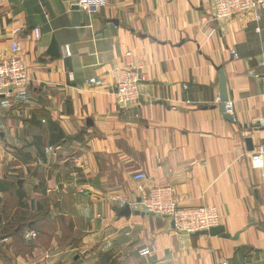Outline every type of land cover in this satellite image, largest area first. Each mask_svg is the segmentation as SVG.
Returning <instances> with one entry per match:
<instances>
[{
  "label": "crops",
  "instance_id": "obj_1",
  "mask_svg": "<svg viewBox=\"0 0 264 264\" xmlns=\"http://www.w3.org/2000/svg\"><path fill=\"white\" fill-rule=\"evenodd\" d=\"M78 1L0 0V60L20 41L28 77L0 96V180L16 185L0 189V264H264V167L249 163L264 142V10L257 22L215 19L211 0H102L88 14ZM127 63L141 94L122 108ZM138 171L180 205H216L236 239L124 215L116 198L137 197ZM23 211L37 236L1 234Z\"/></svg>",
  "mask_w": 264,
  "mask_h": 264
},
{
  "label": "built area",
  "instance_id": "obj_2",
  "mask_svg": "<svg viewBox=\"0 0 264 264\" xmlns=\"http://www.w3.org/2000/svg\"><path fill=\"white\" fill-rule=\"evenodd\" d=\"M102 0H79L78 5L88 14L98 10ZM213 7V17L215 19H227L233 16L252 13L254 20L261 19L264 10V0H211ZM260 27H256L259 31ZM35 39H39L40 30H33ZM214 34L211 29L208 35ZM64 55H71L69 45L62 47ZM11 55L0 60V96L20 89L27 82V64L22 57V45L20 41L15 40L11 44ZM232 53H235L232 50ZM264 66V62L262 63ZM114 74L116 82L113 94L118 105L122 108L134 106L140 98V76L137 67L127 63L121 68H115ZM48 150H53L48 147ZM250 166L254 169L264 167V142L258 144L250 152ZM136 181L137 197L127 199L126 197H117L120 207H129L130 210H141L151 214H159L169 217L174 227L180 231L198 232L208 230L217 226L221 222L219 209L213 204H204L200 206L180 205L179 199L170 185H154L146 187L143 182L147 178L144 171H138L133 174ZM37 236L34 230H26L23 233L25 240H31ZM148 248L139 250V254H147ZM211 264H228L226 259L214 261Z\"/></svg>",
  "mask_w": 264,
  "mask_h": 264
},
{
  "label": "water",
  "instance_id": "obj_3",
  "mask_svg": "<svg viewBox=\"0 0 264 264\" xmlns=\"http://www.w3.org/2000/svg\"><path fill=\"white\" fill-rule=\"evenodd\" d=\"M219 90H220L219 108H220L221 112L224 114V117H226L228 120L232 121L233 120L232 115L226 110V101H227L228 95H227V90H226V77H225L224 71L222 69H220ZM247 142L250 144L251 140L248 138ZM250 149H252V148L250 147ZM130 213H131L130 208L127 206L124 207L123 214L129 215ZM135 213H138V211H136ZM144 213H147V212H144ZM200 232L208 233L210 235H219V236L224 237V238H233V239H236V237L238 236V233L231 236L229 233H227L225 231V227L223 225H220V224L217 226H213V227L209 228L208 230H203Z\"/></svg>",
  "mask_w": 264,
  "mask_h": 264
},
{
  "label": "trees",
  "instance_id": "obj_4",
  "mask_svg": "<svg viewBox=\"0 0 264 264\" xmlns=\"http://www.w3.org/2000/svg\"><path fill=\"white\" fill-rule=\"evenodd\" d=\"M15 183H12V182H8V181H2L0 180V189L2 190H8L10 188H13L15 187L14 186ZM21 199V198H19ZM22 207H26L24 205V203L21 205ZM18 220H16L14 222V224L12 225H7L6 227H4L1 231V234H5V235H9V236H14L16 239H20V237L23 238V233L26 231V230H32L33 227L29 226V222L27 221V219H29L28 217V213H26V211L22 212L18 218ZM24 239V238H23Z\"/></svg>",
  "mask_w": 264,
  "mask_h": 264
},
{
  "label": "rangeland",
  "instance_id": "obj_5",
  "mask_svg": "<svg viewBox=\"0 0 264 264\" xmlns=\"http://www.w3.org/2000/svg\"><path fill=\"white\" fill-rule=\"evenodd\" d=\"M14 41H15V40H14ZM14 41H12V43H13ZM12 43H11V44H12Z\"/></svg>",
  "mask_w": 264,
  "mask_h": 264
}]
</instances>
